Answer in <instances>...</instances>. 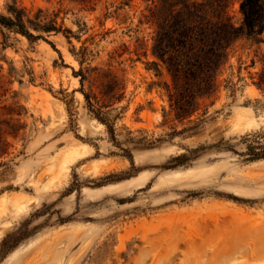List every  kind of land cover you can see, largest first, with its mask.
Masks as SVG:
<instances>
[{"label": "rangeland", "instance_id": "obj_1", "mask_svg": "<svg viewBox=\"0 0 264 264\" xmlns=\"http://www.w3.org/2000/svg\"><path fill=\"white\" fill-rule=\"evenodd\" d=\"M59 1L17 0L27 9ZM61 3L67 26L90 28L80 41L0 32V264H264V158L247 152L264 148V93L253 84L264 29L260 42L241 35L240 0H100L95 11ZM220 14L238 35L217 92L177 120L170 76L151 55L154 30L207 26ZM207 33L197 53L211 45ZM95 34L83 68L124 80L121 101L103 109L113 137L72 75V45Z\"/></svg>", "mask_w": 264, "mask_h": 264}, {"label": "trees", "instance_id": "obj_2", "mask_svg": "<svg viewBox=\"0 0 264 264\" xmlns=\"http://www.w3.org/2000/svg\"><path fill=\"white\" fill-rule=\"evenodd\" d=\"M69 1L86 11H95L100 0ZM61 5L60 0L56 8L27 9L18 4L17 0L6 1L4 10H0V32L3 38L6 40L7 34L12 33L26 38L29 42L43 40L50 43L47 38L51 35H62L70 45L72 38L80 41L81 36L90 28L86 22L74 20L72 23L77 26V29L73 31L66 24L67 11ZM192 8L188 10L191 11ZM148 10L150 13L153 12L151 8ZM239 10L243 18L241 35L260 42L264 29V0H240ZM107 15L106 13L104 18H107ZM150 16L153 17L152 14ZM208 31L212 33L211 45L205 51L197 53L194 41L196 38L199 41L203 40ZM237 35L238 30L229 18L222 14L207 26L194 19L180 29L170 26L167 32L162 33L158 26L154 30L151 55L164 64V69L170 76L171 84L165 85L170 105L175 107L172 110L175 119L189 118L197 111L201 99L210 98L217 92L219 68L227 56L228 45L236 39ZM95 36L96 34L86 37L76 52L72 45L70 52L79 64V68L73 70L72 75L78 79L77 90L82 95L88 112L104 124L113 137V129L107 123V112L103 109L121 101L125 89L124 80L110 68H83L84 64H89V57H94L92 50L84 44L86 41H92ZM151 63L158 67L156 62ZM154 71L160 73V68H154ZM256 75L253 84L264 93V68ZM259 145L260 143H257V146H248V155L252 158H264V148ZM196 151L197 148L191 150V153ZM128 157L132 163L130 156ZM185 159H187L185 154L172 157L171 161L177 163L168 165L166 168L181 165Z\"/></svg>", "mask_w": 264, "mask_h": 264}]
</instances>
